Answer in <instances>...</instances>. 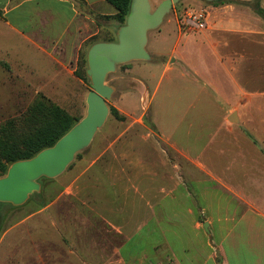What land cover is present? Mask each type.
I'll use <instances>...</instances> for the list:
<instances>
[{"label":"crops","instance_id":"obj_1","mask_svg":"<svg viewBox=\"0 0 264 264\" xmlns=\"http://www.w3.org/2000/svg\"><path fill=\"white\" fill-rule=\"evenodd\" d=\"M163 1L149 0L151 11ZM185 1L211 26L186 29L181 14L197 9L174 6L148 32L152 60L122 64L131 87L113 108L125 117L109 120L107 100L67 187L82 212L68 211L61 231L24 217L1 232L0 264H264V22L249 7ZM116 14L106 0H0V61L46 63L51 81L38 92L71 95L57 92L61 80L86 85L79 54L116 32Z\"/></svg>","mask_w":264,"mask_h":264},{"label":"rangeland","instance_id":"obj_2","mask_svg":"<svg viewBox=\"0 0 264 264\" xmlns=\"http://www.w3.org/2000/svg\"><path fill=\"white\" fill-rule=\"evenodd\" d=\"M199 1L203 5L202 8H206L208 7V5H211V3L204 0ZM250 1L252 2L253 0H231V2L226 4L245 6L253 10L250 6L247 5V3ZM258 3L261 6V0H258ZM252 5H254V3H252ZM175 7L181 10L200 9L199 6L197 7V5L186 2L185 0H180L179 3L175 5ZM255 15L259 17L256 13ZM259 18L264 22L261 17ZM123 25L121 24V27ZM119 26L115 30L116 32L114 34L105 37H96L94 40H91L80 52L76 72L83 71V69L80 67V62L82 59H86L87 66L85 67V70L86 77L88 79L86 82L84 81L86 85L77 86V84H75L74 82L67 81L66 79H60L62 82L67 83L68 86L67 89H59L57 92L63 93L64 90L70 91L71 89V91H73L71 95H45L38 92L37 84L38 86L42 84L47 85L51 81L49 80V78H46L48 74V65L46 63L42 64L38 61L32 63L27 62L23 64V66H20L18 64L10 65L6 62L0 61V125L10 118H20L22 115H24L26 110L30 107V105H32V103L39 95H44L50 100L53 98L59 99V105H62L63 107L68 109L72 115L76 117H82L83 119L87 113V96L92 90V81L87 75L88 51L91 46L96 44L101 38H103L105 42H116L118 39V30H120ZM153 34L154 33H152V36ZM262 52L264 54V51ZM127 66L128 65L122 64L118 65L117 70L114 73L108 75L107 84L114 89V93L111 99L108 101L110 107H115L121 95L128 91L131 87V78L129 75L124 73V69ZM118 68L121 71H119ZM141 105L146 109L145 111H141L140 117H142L143 115V118L145 120L150 121L151 115L148 111L149 100L146 96L143 98V101H141ZM204 113V111H199V114L193 112L188 118V121L190 123L196 121L197 119L195 118V116ZM128 118H132V116H128ZM249 118H251L250 114ZM112 119H115V117L110 115L109 120ZM213 126L211 127V129L215 130L216 127ZM195 130H197L196 127L191 128V126H188L186 128L185 134L192 133L193 135ZM252 133L256 136L253 131ZM253 134H251V138L257 143V140L255 139ZM206 138V136H203L202 145L206 143V141H204ZM91 148L92 147H90V149L84 150L82 152V155H80L78 158H75L74 162L71 164L72 166L70 165L71 167L61 176L54 179L45 177L41 178L38 181V183L40 184V190L31 194L28 200L23 205L15 206L12 203H0V234L2 231L18 224L19 221L24 219V217H28L32 214H36L38 216L36 220L42 227V230H64L66 220L65 218L68 211H70V213L74 212L77 214H80L82 212L80 208L73 209L72 206L67 203V192H69V190L67 191V187L71 185L73 177L78 171L77 169L81 167V160L84 156H87L90 153ZM157 154L158 153L155 152V158H158ZM160 174L161 176L158 178V180L162 181V174L166 173H164V171L160 169ZM89 210L91 213H93V211L96 213L98 207L91 204Z\"/></svg>","mask_w":264,"mask_h":264},{"label":"water","instance_id":"obj_3","mask_svg":"<svg viewBox=\"0 0 264 264\" xmlns=\"http://www.w3.org/2000/svg\"><path fill=\"white\" fill-rule=\"evenodd\" d=\"M179 1L164 0L152 12L149 0H132L130 13L118 32L117 41L91 46L87 56V75L92 81V90L86 100V116L53 147L30 160L11 165L6 176L0 178V202L23 205L31 194L40 190L38 181L41 178L61 176L76 155L91 145L110 112L107 100L111 99L114 89L107 84L108 75L114 73L120 64L152 60L146 49L148 32L157 29ZM204 1L210 3L213 0ZM204 228L208 231L207 224Z\"/></svg>","mask_w":264,"mask_h":264},{"label":"trees","instance_id":"obj_4","mask_svg":"<svg viewBox=\"0 0 264 264\" xmlns=\"http://www.w3.org/2000/svg\"><path fill=\"white\" fill-rule=\"evenodd\" d=\"M106 2L117 10L114 19L120 25L125 24L132 0H106ZM229 2L231 0H213L210 3L219 6ZM247 5L264 20V9L258 0L250 1ZM86 63V59H82L80 67L83 71L76 72V76L85 82L88 80ZM110 111L115 118L123 119L115 108L111 107ZM81 120L82 117L70 114L46 96L39 95L24 115L20 118H10L0 125V178L6 176L14 163L30 160L43 150L53 147ZM80 155L82 152L78 153L76 158Z\"/></svg>","mask_w":264,"mask_h":264},{"label":"built area","instance_id":"obj_5","mask_svg":"<svg viewBox=\"0 0 264 264\" xmlns=\"http://www.w3.org/2000/svg\"><path fill=\"white\" fill-rule=\"evenodd\" d=\"M181 23L186 29L197 31L206 30L211 26V17L205 9L186 10L180 16Z\"/></svg>","mask_w":264,"mask_h":264}]
</instances>
